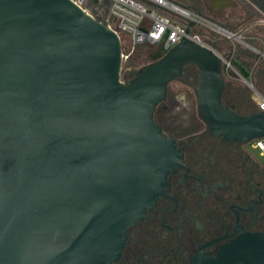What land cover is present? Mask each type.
Segmentation results:
<instances>
[{
  "label": "water",
  "instance_id": "obj_1",
  "mask_svg": "<svg viewBox=\"0 0 264 264\" xmlns=\"http://www.w3.org/2000/svg\"><path fill=\"white\" fill-rule=\"evenodd\" d=\"M123 60L120 37L70 0H0V264L121 258L128 229L181 165L155 113L188 65L200 72L199 114L213 134L264 138V112L224 105L212 49L183 37L129 81ZM226 253L264 264V232H243Z\"/></svg>",
  "mask_w": 264,
  "mask_h": 264
},
{
  "label": "flooded vegetation",
  "instance_id": "obj_2",
  "mask_svg": "<svg viewBox=\"0 0 264 264\" xmlns=\"http://www.w3.org/2000/svg\"><path fill=\"white\" fill-rule=\"evenodd\" d=\"M198 11L224 33L231 73L223 75L225 106L240 115L264 94V0H173ZM136 73H132L131 77ZM194 65L171 83L155 113L175 142L181 165L168 177L146 219L130 227L114 264H233L227 249L243 232H264V161L252 144L213 134L199 114ZM244 264V263H239Z\"/></svg>",
  "mask_w": 264,
  "mask_h": 264
},
{
  "label": "built area",
  "instance_id": "obj_3",
  "mask_svg": "<svg viewBox=\"0 0 264 264\" xmlns=\"http://www.w3.org/2000/svg\"><path fill=\"white\" fill-rule=\"evenodd\" d=\"M70 1L105 23L120 37L122 48L129 51L124 59L143 45L163 47L169 51L185 37L212 49L222 60L225 75L232 72L225 56V45H217L213 40L215 34L224 38L223 30L190 7L173 0ZM254 102L257 110L264 112V94L257 92ZM252 145L264 158V138Z\"/></svg>",
  "mask_w": 264,
  "mask_h": 264
},
{
  "label": "rangeland",
  "instance_id": "obj_4",
  "mask_svg": "<svg viewBox=\"0 0 264 264\" xmlns=\"http://www.w3.org/2000/svg\"><path fill=\"white\" fill-rule=\"evenodd\" d=\"M220 39L222 42L223 38H220ZM153 52H154V49L135 51L134 54L130 56L131 58H125L123 60V65H122L121 80H125V81L131 80L133 78V76L131 77L132 73H137L143 67L149 65L150 63L147 61L148 54L153 53ZM123 53L125 56L129 55L128 49H123ZM223 75H225L224 72H223ZM255 152L257 154L259 153L258 151H255ZM261 160L264 161V158H261Z\"/></svg>",
  "mask_w": 264,
  "mask_h": 264
},
{
  "label": "trees",
  "instance_id": "obj_5",
  "mask_svg": "<svg viewBox=\"0 0 264 264\" xmlns=\"http://www.w3.org/2000/svg\"><path fill=\"white\" fill-rule=\"evenodd\" d=\"M146 49H154V52L153 53H150L148 54V59L147 61L150 63V64H153L157 61H159L160 59H162L168 51L164 50L163 47H151V46H148V45H143V46H139L135 49V51H140V50H146ZM134 51V52H135ZM134 54V53H133ZM131 58V57H129ZM134 62V61H132ZM137 63V62H135ZM257 108V107H256ZM258 110L257 109H254L253 110H249L248 114H251V113H254V112H257Z\"/></svg>",
  "mask_w": 264,
  "mask_h": 264
}]
</instances>
